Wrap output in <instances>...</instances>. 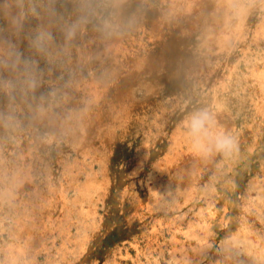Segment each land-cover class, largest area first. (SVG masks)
Returning a JSON list of instances; mask_svg holds the SVG:
<instances>
[{"label":"rangeland","instance_id":"374dc122","mask_svg":"<svg viewBox=\"0 0 264 264\" xmlns=\"http://www.w3.org/2000/svg\"><path fill=\"white\" fill-rule=\"evenodd\" d=\"M0 264H264V0H0Z\"/></svg>","mask_w":264,"mask_h":264},{"label":"clouds","instance_id":"9594fccd","mask_svg":"<svg viewBox=\"0 0 264 264\" xmlns=\"http://www.w3.org/2000/svg\"><path fill=\"white\" fill-rule=\"evenodd\" d=\"M182 129L191 151L198 157L219 155L228 159L239 152L238 137L218 126L214 113L206 108L191 111L182 122Z\"/></svg>","mask_w":264,"mask_h":264}]
</instances>
